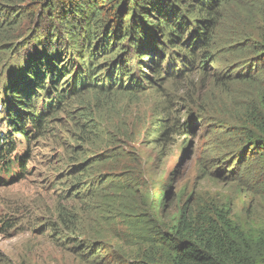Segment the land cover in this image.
Masks as SVG:
<instances>
[{
  "label": "rangeland",
  "instance_id": "rangeland-1",
  "mask_svg": "<svg viewBox=\"0 0 264 264\" xmlns=\"http://www.w3.org/2000/svg\"><path fill=\"white\" fill-rule=\"evenodd\" d=\"M204 1H172V26L166 35L153 36L162 44L159 51H146L152 58L137 56L133 48L124 55L127 42L120 40L127 30L104 40L105 64L127 65L145 81L143 72L152 76L153 61L162 56V67L181 70L180 75L163 74L132 93L120 85L87 90L72 100L74 117L61 111L46 135L31 143L16 140L11 158L17 164L10 175L0 171L5 179L0 181V264H123L119 255L135 254L137 246L129 238L128 217L107 211L118 202L121 208L136 203L168 235L183 209L190 217L202 209L213 214L222 209L257 240L264 236V185L244 168L251 157L241 158L244 143L230 133L231 126L246 122L251 91L264 80V49L255 46L264 35V0H209L214 6ZM176 22L186 26L183 34ZM174 32L178 38L172 39ZM66 43L68 71L84 68L89 54L78 59L79 52ZM7 50L0 45V133L11 135L5 87L17 76L11 74L16 58L6 66ZM187 62L195 66L191 73L185 71ZM71 77L59 78L64 88ZM31 93L41 108L43 92ZM87 106L88 112L82 111ZM90 117L99 129L94 127L97 134L90 129L84 141L79 127ZM22 163L27 168L20 174ZM66 211L76 215L68 225L82 234L66 229L59 215Z\"/></svg>",
  "mask_w": 264,
  "mask_h": 264
},
{
  "label": "trees",
  "instance_id": "trees-1",
  "mask_svg": "<svg viewBox=\"0 0 264 264\" xmlns=\"http://www.w3.org/2000/svg\"><path fill=\"white\" fill-rule=\"evenodd\" d=\"M172 1L0 0V45L10 52L6 66L11 67L16 58L11 74L12 77H18L12 78L5 87V124L12 133H0V171L10 175L17 164V160L11 156L17 148L16 140L19 137L31 143L34 137L46 135L50 127H53L57 113L61 111L70 118L74 117L72 100L79 95L83 96L87 90L104 91L106 85L112 89L115 85H120L132 93L136 89L140 90L138 86L145 81L153 85L155 81L162 79L163 74L168 77L180 75L181 70L174 68L172 71L171 68L162 67V56L153 61L152 76L143 72L145 81L132 74L126 68L127 65L123 67L121 63L117 67L104 63V57L109 51V45L104 40L108 39V35L116 40L126 30L129 31L128 37L123 35L120 40L127 42L124 46L127 52L124 51V55L131 54L133 48L134 52L137 51V56L146 58L149 55L152 58L150 54H145L146 51L154 48L159 51L158 46L162 44H158L153 36L166 35L164 31L172 26V17L175 15ZM209 3L214 6L213 2ZM75 25L80 27L82 34L75 29ZM176 27L181 32L186 28L177 22ZM200 33L197 36L205 34ZM175 37L178 38L174 32L172 39ZM65 41L69 48L79 52L78 59L86 57V52L89 54L88 64L83 63L84 68L76 66L77 71H68L72 68V62H65L63 58ZM151 41L153 44L150 46ZM180 41L176 43L179 46ZM20 46H23L24 51L19 49ZM255 46L264 49V35ZM17 52H22V55ZM186 60L190 61L188 58ZM260 62L264 71V58ZM186 66V73L195 69L189 62ZM188 69L190 70L187 71ZM68 74L72 76V83L69 88H64L66 83H60L59 78L67 79ZM123 76L129 77L128 80H124ZM23 84L30 87L22 88ZM36 90L43 92L41 108L39 104H33L34 94L31 91ZM251 94L243 111L246 122L231 126L230 133H234L241 144L244 143L239 151L241 158L251 157L244 168L264 185V80L257 83ZM87 109L88 106L82 111L88 112ZM93 121L91 117L88 121H82L79 127V133H82L79 137L82 140L85 141L90 129L98 133L94 127H99ZM88 122L92 128H89ZM29 124L32 129L28 130ZM19 168L20 174L26 173L24 163ZM120 204L121 202L116 203L107 211L113 213V216L124 213L128 217L129 238L137 246L135 254L123 251L119 255L118 259L123 264H264V236L257 240L228 220L222 209L216 210L214 214L211 210L202 209L194 217H190L191 213L186 215L187 211L183 209L175 232L168 235L155 218L140 211L136 203H125L124 208L119 207ZM59 215L70 234H82L73 229L75 226L68 225L75 220L76 215L73 217L67 211L59 212ZM58 234L63 232L59 230ZM120 247L119 245L118 248Z\"/></svg>",
  "mask_w": 264,
  "mask_h": 264
}]
</instances>
